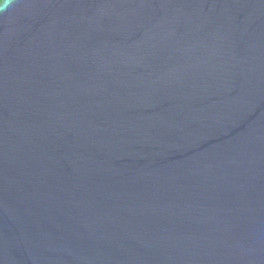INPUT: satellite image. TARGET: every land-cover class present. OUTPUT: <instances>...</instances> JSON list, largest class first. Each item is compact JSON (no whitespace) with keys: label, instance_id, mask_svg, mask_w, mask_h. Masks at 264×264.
<instances>
[{"label":"water","instance_id":"water-1","mask_svg":"<svg viewBox=\"0 0 264 264\" xmlns=\"http://www.w3.org/2000/svg\"><path fill=\"white\" fill-rule=\"evenodd\" d=\"M0 264H264V0H3Z\"/></svg>","mask_w":264,"mask_h":264},{"label":"clouds","instance_id":"clouds-1","mask_svg":"<svg viewBox=\"0 0 264 264\" xmlns=\"http://www.w3.org/2000/svg\"><path fill=\"white\" fill-rule=\"evenodd\" d=\"M3 3V0H0V4H2Z\"/></svg>","mask_w":264,"mask_h":264}]
</instances>
